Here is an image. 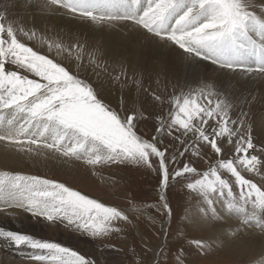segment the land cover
Listing matches in <instances>:
<instances>
[{
	"label": "snow or ice",
	"instance_id": "snow-or-ice-1",
	"mask_svg": "<svg viewBox=\"0 0 264 264\" xmlns=\"http://www.w3.org/2000/svg\"><path fill=\"white\" fill-rule=\"evenodd\" d=\"M175 3L176 0H153L138 23L153 31ZM33 5L66 9L72 15L96 22L106 19L95 17L91 12L75 6L73 0H43V4L40 0H29L22 6L27 8ZM18 6H21L18 0H11L10 7ZM197 9L209 10L211 18L193 30H187ZM249 16L250 13L244 11L237 0H195V6L189 7L175 22L179 34L174 32L165 38L185 52H193L196 48L206 49L211 53L206 58L219 63L227 59L229 53L238 54L235 39ZM20 36L30 41L37 39L35 31L19 27L16 20L10 18L6 7L0 11V142L18 149L24 145L43 147L64 157L84 160L93 167L143 164L147 170L159 173L162 192L169 182L191 179L193 182L187 184L189 191L208 194L222 190L229 197L235 191L236 203L241 211L264 210V176H261L262 183L257 184L243 174L260 175L264 168V139L259 145L256 143L247 112L233 114L223 99L209 93H199L175 102L174 114L154 128L150 140L143 141L137 135L134 114H122L114 109L101 99L90 83L79 77L78 72L72 73L65 66L27 46ZM43 43H47L50 51L55 48L58 54L67 52L72 55L81 47L73 45L65 48L60 43ZM76 58H82L79 52ZM91 63L100 66L96 60ZM9 66L22 69L35 79ZM220 66L237 70L231 64ZM253 71L264 72V68ZM121 77L125 79L121 81ZM114 78L125 85L130 79L123 69ZM133 83L138 85L139 82L136 80ZM154 98L159 102V97ZM161 136L179 143L174 156L163 146ZM207 149L216 159L206 171H198L191 160L187 163L182 160L186 155L197 158L202 154L207 155ZM223 173L230 178H225ZM128 203L132 206L131 213L143 217L144 209L135 207L131 199ZM0 205H3L0 211L14 208L52 223L64 220L92 238H106L110 232L123 229L121 225L134 224L129 212L106 206L62 183L36 175L0 173ZM146 207L154 208L164 220L174 215L163 198ZM149 219L153 225L159 223L161 228V220L153 216H149ZM253 224L259 232L264 233V223L247 219L241 221L237 232L231 234L234 237L246 235L243 226ZM167 231V228H163L161 234ZM183 236V232L176 233L177 239ZM0 239L6 242L4 247L8 252L19 255L29 264H94V261L68 247L16 231L0 228ZM110 247L113 250L120 248L115 245ZM144 247L150 251L147 244ZM24 248L31 251L22 255ZM197 248L201 252L209 250L203 243H198ZM129 251L136 255L134 249ZM135 264H147V261L141 258ZM152 264H160V261L156 259ZM176 264H184L180 255L176 257Z\"/></svg>",
	"mask_w": 264,
	"mask_h": 264
},
{
	"label": "rangeland",
	"instance_id": "rangeland-1",
	"mask_svg": "<svg viewBox=\"0 0 264 264\" xmlns=\"http://www.w3.org/2000/svg\"><path fill=\"white\" fill-rule=\"evenodd\" d=\"M131 3L135 6L133 8L137 10L131 9L136 18H130L125 12L121 13L124 17L121 14L118 15V21L123 20L137 25L140 17L153 3V0H129L128 4ZM175 6L166 14L156 30H145L157 39L166 41H168L165 38L166 36L174 32L177 34L178 31L174 29L176 26L175 22L181 15H177ZM194 6L195 4H192V7ZM90 8L93 9L94 6L90 4L88 9ZM241 8L246 7L241 6ZM246 9L243 10L245 11ZM248 12L252 14H250L243 30L237 34L235 44H237V47L241 45L240 49H244L243 52L250 51L249 47L253 48L255 54L257 53L260 58L259 53H264L262 16L255 9L254 11L248 10ZM195 13L202 14L205 17L210 14V11L197 9ZM193 26L194 20L192 19V23L187 26V30H193L195 28ZM156 31H158L159 35ZM40 36H38L39 38L37 37L38 40H33V43L31 42L32 40L30 41L26 38H24L23 42L27 46L31 44L29 47H32L40 54L48 56L54 62L65 66L72 73L78 72L79 77L90 83L101 99L109 103L117 111H121L122 114H134L136 116V132L143 141L150 140L154 133V128L160 126L163 120L174 114L175 102L189 99L199 93H209L223 99L233 114H238L240 111L247 112L256 143L259 145L260 141L264 139V135H262V132H264V72L253 71V69L262 67L256 65L255 59L251 55V63L244 62L243 65L239 62L240 56L234 53H229L227 59H222L219 63L212 62L206 57L201 58V60L219 67H221L220 64H231L236 66L237 69L233 71L245 72L246 76H244L243 80L235 77L233 78L234 82L231 81V83L226 85L222 84L220 86L217 84L218 86H216L214 84L215 86H213L204 84L205 82H201V79L197 78L192 79L190 81L192 83L173 81L172 79L164 80L163 78H160L159 81H154L152 80L153 78L149 79L144 76V72L134 69V67L132 68L131 64L125 62L124 59L122 60L118 55L111 54L102 58L84 57L82 55V60H78L76 58L77 50L72 55L67 52L58 54L55 48L50 51L47 43H43V41L51 42L52 40L48 37L43 38ZM230 57L236 58L237 61H231ZM93 60H96V63L100 66L97 67L96 64L91 63ZM9 67L21 72L22 75H28L29 78L35 79L30 73H25L22 69H17L15 66ZM221 68H227L226 70L232 71L228 67ZM121 69L130 78L126 85L117 82L114 78ZM124 79V77H121V81ZM136 80L139 82L138 85L133 83ZM154 96L160 98L159 102ZM160 139L169 154L174 156L180 147L179 143L172 141L171 138L166 136H161ZM205 151L207 155L202 154L199 158L186 155L182 160L185 163L191 160V163L198 171H206L209 164L214 163L216 158L210 149ZM17 155L20 156L18 159L19 163H17L19 167L10 168L8 173L36 175L62 183L89 198L96 199L106 206L118 207L129 212L130 219L134 223L133 225H121L124 227L123 229L117 232H110L106 238H92L68 225L64 220L49 223V221L39 217L37 219H29V223L32 222L33 225L36 224L37 226H32V230L22 234L32 236L34 239L55 242L61 246L68 247L94 261V264H135V261L141 258L145 259L147 264H152V261L156 259L160 261V264H176L177 255L181 256L184 264H247L246 259H238V255L236 256L233 251L223 248L224 245L217 236H211L213 221L218 219L217 216H206L201 212L200 216L205 218L204 220L207 222L204 225L203 223L199 224V221L195 219L198 207L208 203L215 194H221L222 190L208 194L189 191L187 184L193 181L181 178L178 181L169 182L167 188L162 192L159 173L147 170L143 164H137L136 166L104 165L93 167L84 160L64 157L43 147L37 148L35 145L22 146L16 152L15 156ZM243 174L245 178L252 179L259 184L260 176L250 175L246 172ZM223 175L225 178H230L227 173H223ZM161 198L172 208L174 213L172 217L166 220L160 218L154 208L149 209L146 207L148 204L157 203ZM130 199L134 201L135 207L144 209L145 214L143 217H137L130 212L132 207L128 203ZM149 216L155 217L158 221L161 220V228L159 223L153 225ZM163 228H167L168 231L161 234ZM242 229L247 230L248 228L244 227ZM178 231L184 233L183 238L177 239L176 233ZM233 232L225 233L224 236L227 240L233 241L235 238L231 234ZM5 243V241L0 239L1 256H4L14 264H29L28 261L20 259L19 255L8 252L4 247ZM198 243L206 244L209 250L201 252L197 248ZM144 244L149 246V252L145 249ZM112 245L120 248L113 250L110 247ZM129 249H134L136 255L133 256ZM30 251V249L24 248L22 255H27ZM161 253H164V255L160 256ZM165 256L167 257L166 261ZM4 262L7 263L5 260ZM4 262L2 264H5Z\"/></svg>",
	"mask_w": 264,
	"mask_h": 264
},
{
	"label": "bare ground",
	"instance_id": "bare-ground-1",
	"mask_svg": "<svg viewBox=\"0 0 264 264\" xmlns=\"http://www.w3.org/2000/svg\"><path fill=\"white\" fill-rule=\"evenodd\" d=\"M111 1L73 0L75 6L91 12L93 16L106 18L100 22L87 17L72 15L66 9L40 8V5L23 7L22 5L28 3L29 0H18L21 6L15 8L10 7L11 0H0V11H4L7 7L10 18H14L19 27L35 31L37 37L40 35L43 38L48 37L52 40V43H60L65 48L80 45L81 47L76 50L81 56L102 58L111 54L118 55L122 60L124 59L125 62L131 64L132 68L134 67V69L144 72V76L149 79L153 78L152 80L154 81H159L160 78H163L164 80L172 79L173 81L189 83L192 79L197 78L201 79V82H205L204 84L222 86V84L226 85L231 83V81L234 82L233 78L235 77L243 80L244 76H246L245 72L229 71L226 70L227 68H221L201 60V58L211 55L206 49L196 48L193 52H185L168 39V41L157 39L139 23L135 25L132 22L118 21V15L121 13L118 11L116 4H110ZM119 1L121 0H117V2ZM125 1L129 2V0ZM237 2L240 6L246 7L247 9H243H246L245 11L247 12L248 10L254 11V9L258 13L260 12L259 14L262 16L261 22L264 25V0H237ZM40 3L43 4V0H40ZM90 4L94 6L93 9H88ZM192 4H195V0L176 1L175 12L177 15H182L189 7H192ZM130 8L135 9L133 7ZM210 18L211 13L205 17L202 14L194 13L192 17L195 27L207 22ZM174 29L178 31L177 25ZM177 34H179V31ZM20 39L22 42L25 40L23 36H20ZM31 42L33 43V40ZM240 46H236L240 56V64L243 65L244 62L251 63L250 54L253 56L255 52L252 49L249 51L250 54L248 51L243 52L244 49L241 50ZM193 47L195 48V46ZM259 56L262 59L260 53ZM19 149L0 142V173L9 172L10 168L19 167L17 163H19L18 159L20 156H15ZM259 176H264V168L261 169ZM260 183H262L261 179ZM236 200L237 194L234 191L230 197L223 194V192L215 194L208 203L198 207L195 219L199 221V224L203 223L204 225L207 222L204 220L205 218L200 216L201 212L206 216H217L220 219L213 221L211 236H217L222 241L223 248L233 251L236 256L238 255V259H246L247 264H264V233L259 232L254 224L252 226H243V228H248L247 230L242 229L246 235L235 236L234 242L227 240L224 236L229 231L237 232L240 222L247 219H254V222L264 223V210L248 212L245 209L241 211ZM0 207H3V205H0ZM31 218L37 219L39 217H33L29 213L14 208L0 211V228L25 233L37 226L36 224L33 225L32 222L29 223ZM3 262L5 264H14L0 255V264Z\"/></svg>",
	"mask_w": 264,
	"mask_h": 264
}]
</instances>
